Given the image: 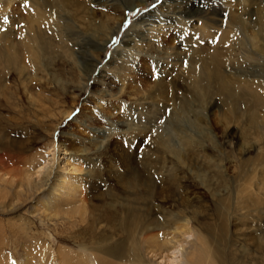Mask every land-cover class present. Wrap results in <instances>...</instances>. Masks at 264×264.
<instances>
[{
  "label": "rangeland",
  "instance_id": "rangeland-1",
  "mask_svg": "<svg viewBox=\"0 0 264 264\" xmlns=\"http://www.w3.org/2000/svg\"><path fill=\"white\" fill-rule=\"evenodd\" d=\"M57 1L0 0V153L23 170L72 130L90 155L95 190L84 222L52 224L32 214L37 198L15 204L12 189L0 187V200H13L0 208V257L145 264L135 261L140 243L193 218L216 248L214 264H264V0H146L129 10L140 0ZM115 18L118 30L73 100L78 66L95 47L91 31ZM85 115L107 133L103 147L90 142ZM131 214L138 225L128 232L122 220Z\"/></svg>",
  "mask_w": 264,
  "mask_h": 264
},
{
  "label": "bare ground",
  "instance_id": "bare-ground-1",
  "mask_svg": "<svg viewBox=\"0 0 264 264\" xmlns=\"http://www.w3.org/2000/svg\"><path fill=\"white\" fill-rule=\"evenodd\" d=\"M128 1V0H127ZM146 0H140V1H135L133 2L129 9L134 8L135 6H138L139 4L144 3ZM50 2V1H49ZM55 2V1H54ZM53 2V3H54ZM59 3V0L57 1ZM63 2V1H62ZM61 2V4H62ZM65 2V1H64ZM63 2V3H64ZM132 2V1H130ZM75 3V2H74ZM56 4V3H55ZM59 4L61 7L62 5ZM146 4V3H145ZM64 5V4H63ZM66 5V4H65ZM75 5V4H74ZM123 5V4H122ZM78 6V3H77ZM76 6V7H77ZM84 6V5H83ZM106 6V5H105ZM74 7V6H73ZM72 7V8H73ZM89 7V6H88ZM71 8V9H72ZM82 8V7H80ZM80 8L78 9L79 11ZM70 9V10H71ZM177 9V8H176ZM87 10V9H86ZM85 10V11H86ZM67 11V10H66ZM88 11V10H87ZM89 12V11H88ZM157 12V11H156ZM81 13V12H78ZM87 13V12H86ZM90 13V12H89ZM88 13V14H89ZM84 14V13H83ZM82 13L79 15H83ZM93 14V13H92ZM102 14V13H101ZM39 15V14H38ZM43 14H41L42 16ZM72 15V13H71ZM108 15V14H105ZM74 16V15H73ZM85 16V14H84ZM100 16V15H99ZM104 16V15H103ZM102 16V17H103ZM40 17V16H39ZM110 17V16H109ZM69 18L72 17L69 16ZM75 18V17H74ZM36 19V18H35ZM83 19H85L83 17ZM87 19V18H86ZM91 23H93V18ZM104 19V18H103ZM112 19V18H111ZM116 19V18H115ZM170 20V19H169ZM79 21V20H78ZM88 25L89 24V20ZM86 21V23H87ZM113 21V20H112ZM143 21V20H142ZM66 22V21H65ZM96 22V21H95ZM122 22V21H121ZM78 23V22H77ZM161 23V22H160ZM163 23V22H162ZM168 23V22H167ZM70 24V23H69ZM75 24V23H74ZM120 24V20L116 19L113 22L103 24L102 26L98 27V29L93 28V24L90 25L93 30L91 31L89 29L85 30H90L92 32L91 37L94 38L91 40L95 47H91L89 49V52L87 53L88 56V61L86 60L84 65H81L80 67L78 66V70L80 72L79 76V81L76 84V87L74 88L73 94H72V99L76 100L80 98L82 93L85 91L86 88H88V81L90 82L89 78L91 75L95 72L96 68L98 67V64L100 63L101 60V55L100 53L104 51L106 45L110 42L111 38L115 34V32L118 30ZM185 24V23H184ZM72 26V25H71ZM76 26V25H75ZM80 24H78L77 29L79 28ZM82 27L84 25H81ZM97 26V25H96ZM136 27V26H135ZM156 27V26H155ZM158 27V26H157ZM64 28V26L62 27ZM151 28V27H150ZM133 29V28H132ZM153 29V28H152ZM80 30V28H79ZM142 30V29H141ZM155 30V29H154ZM162 30V29H161ZM64 31V30H63ZM77 31V30H75ZM151 31V30H150ZM153 31V30H152ZM157 31V30H156ZM131 32V31H129ZM134 32V31H132ZM131 32V33H132ZM143 32V31H141ZM146 32V31H145ZM144 32V33H145ZM158 32V31H157ZM156 32V33H157ZM66 33V32H65ZM64 33V34H65ZM80 33L83 34L84 31L80 30ZM89 33V32H87ZM86 33V34H87ZM146 33L149 34L147 31ZM145 33V34H146ZM155 33V31L153 32ZM63 34V33H62ZM85 34V35H86ZM141 34V33H140ZM127 35V34H126ZM132 35V34H130ZM134 36V35H133ZM79 37V36H78ZM131 37V36H130ZM143 36L141 35V38ZM145 37V36H144ZM66 38V37H65ZM76 38V37H75ZM81 38V37H80ZM89 38V37H88ZM132 38V37H131ZM150 38V37H149ZM152 38V37H151ZM64 39V38H63ZM63 39L61 41H63ZM68 41V39L66 38ZM65 40V41H66ZM78 40V39H76ZM132 41V39H129ZM127 40V41H129ZM73 41V40H72ZM126 41V39L124 40ZM135 41V39H134ZM40 42V41H39ZM43 42V40L41 41ZM40 42V43H41ZM46 42V41H45ZM60 42V41H59ZM69 42V41H68ZM75 42V41H73ZM142 42V40L140 41ZM139 42V43H140ZM148 42V40H147ZM39 43V44H40ZM48 41L46 42L47 45ZM71 43V40H70ZM90 43V42H89ZM132 43V42H131ZM146 44V41H144ZM149 43H151L149 41ZM38 44V43H34ZM45 45V43H43ZM61 44V42H60ZM67 44V42H66ZM65 44V45H66ZM78 44V43H77ZM76 44V46H77ZM92 44V43H91ZM92 44V45H93ZM130 44V43H129ZM134 44V43H132ZM137 44V43H136ZM136 44L134 46H136ZM144 44V45H145ZM42 45V44H41ZM43 45V46H44ZM45 45V46H46ZM49 45V43H48ZM70 45V44H69ZM75 44H73L74 46ZM124 45V44H123ZM139 45V44H138ZM148 45V44H147ZM72 46V45H71ZM72 46L71 49L74 47ZM79 46V45H78ZM84 46V45H82ZM90 46V45H89ZM88 46V47H89ZM125 46V45H124ZM129 46V45H128ZM131 46V45H130ZM50 47V46H49ZM139 47V46H138ZM36 48V46H35ZM79 48V47H78ZM77 48V49H78ZM131 48V47H130ZM135 48V47H134ZM140 48V47H139ZM138 48V50H139ZM144 48V47H143ZM142 48V49H143ZM148 48V47H147ZM41 49V48H40ZM49 49V48H48ZM47 49V50H48ZM65 49V48H64ZM62 48V50L64 51ZM82 49V48H79ZM128 49V48H127ZM136 49V48H135ZM141 49V48H140ZM75 49L71 51H75ZM131 50V49H130ZM136 51V50H135ZM140 51V50H139ZM83 52V49H82ZM144 52V51H143ZM148 52V51H147ZM146 54H149L147 53ZM42 53V52H41ZM66 52L64 54L69 55L70 53ZM133 53V52H132ZM43 54V53H42ZM48 54V53H47ZM75 55L77 54L76 52L74 53ZM70 54V55H74ZM81 54V53H80ZM79 54V55H80ZM116 54V52L114 53ZM128 53V50L126 52ZM125 54V55H126ZM136 54V53H135ZM50 55V54H49ZM120 55V54H119ZM124 55V53H123ZM124 55V56H125ZM137 55V54H136ZM63 56V55H62ZM116 56V55H115ZM132 56V55H131ZM64 57V56H63ZM126 57V56H125ZM136 57V56H135ZM154 57V56H153ZM161 57V56H160ZM73 58H76L73 56ZM78 58V57H77ZM122 57L119 58V60ZM87 59V58H86ZM118 59V58H117ZM127 59V57H126ZM71 62L73 61L70 59ZM112 60V59H111ZM123 60V58H122ZM125 60V58H124ZM132 60V58H131ZM134 60V59H133ZM78 61V60H77ZM80 61V60H79ZM128 61V60H127ZM141 61V60H140ZM66 62V61H65ZM70 62V63H71ZM81 62V61H80ZM114 62V61H113ZM126 62V61H125ZM145 62V61H144ZM157 62V61H156ZM112 62H110L111 64ZM129 63V62H128ZM46 65V62L44 63ZM73 64V63H72ZM79 64V63H78ZM77 62H75V65H78ZM108 64V63H107ZM114 64V63H113ZM120 64V63H119ZM130 64V63H129ZM39 65V64H38ZM50 65V64H49ZM109 65V64H108ZM118 65V64H117ZM126 65V63H125ZM134 65V64H133ZM132 67V65H130ZM107 67V66H106ZM119 67V66H118ZM161 67V66H160ZM104 68V67H103ZM111 68V67H110ZM126 69V67H125ZM129 69V68H128ZM204 69V68H203ZM206 69V68H205ZM41 70V69H40ZM102 70V68H101ZM109 70V68H108ZM132 70V69H131ZM144 70V69H143ZM208 70V69H207ZM106 71V69H105ZM113 71V70H112ZM111 71V72H112ZM130 71V70H129ZM200 71V69H199ZM203 71V70H202ZM206 71V70H205ZM104 72V71H103ZM109 72V71H108ZM99 73V72H98ZM134 73V72H133ZM148 73V72H147ZM150 73V72H149ZM148 73V74H149ZM208 73V72H207ZM206 73V74H207ZM95 74V73H94ZM129 74V73H128ZM152 74V73H151ZM198 74H200L198 72ZM204 74V73H203ZM98 75V74H97ZM103 75V74H102ZM105 75V74H104ZM113 75V74H112ZM44 76V75H43ZM78 76V75H77ZM110 76V75H109ZM132 76V75H131ZM198 76V75H197ZM207 76V75H206ZM212 76V75H211ZM47 77V76H46ZM115 77V75L113 76ZM156 77V76H155ZM209 77V76H208ZM103 78V77H102ZM109 78V77H107ZM117 78V77H116ZM95 79V78H94ZM104 79V78H103ZM98 80V79H97ZM116 80V79H115ZM72 81V80H71ZM144 81V80H143ZM63 83V82H62ZM103 84V83H102ZM65 85V84H64ZM108 85V81H107ZM126 85V84H125ZM90 86V85H89ZM109 86V85H108ZM99 87V86H98ZM26 88V87H25ZM64 90V89H63ZM113 90V89H112ZM94 91V90H93ZM106 91V90H105ZM69 92V91H68ZM108 92V91H107ZM110 92V91H109ZM203 92V91H202ZM97 93V92H96ZM118 93V92H117ZM131 93V92H130ZM208 93V92H207ZM110 94V93H109ZM146 94V93H145ZM111 95V94H110ZM102 97V95H101ZM100 97V98H101ZM128 98V97H127ZM105 99V98H104ZM103 99V100H104ZM137 100V99H136ZM33 102V101H32ZM102 102V101H101ZM198 104V103H197ZM99 105V104H98ZM151 105V104H150ZM73 106V105H72ZM138 106V105H137ZM154 106V105H153ZM74 109V108H73ZM139 109V107H138ZM143 109V108H142ZM99 110V109H98ZM72 111H61L60 114L62 117H68L70 116ZM141 110L139 111V113ZM143 114V113H141ZM83 115V114H82ZM102 115V113L100 114ZM86 116V115H85ZM84 116V117H85ZM56 117V116H54ZM102 118V117H101ZM140 118V117H139ZM64 119V118H63ZM82 119V118H81ZM111 119V118H110ZM103 120V119H102ZM54 121V120H53ZM59 121V120H58ZM74 122H77V118H73ZM252 121V120H251ZM58 124V123H57ZM82 125H85L86 127H89L91 131V137L90 142H94L95 146L103 147L102 144V139H107L108 135L107 133L105 134L103 132V129L99 128H93V120L89 116H86V120L82 122ZM96 126V125H95ZM57 127V125H56ZM63 134V133H62ZM111 135V134H110ZM183 135V134H182ZM100 136V138H99ZM2 137V136H1ZM7 138V137H6ZM62 138V137H61ZM81 138V135L79 133H76L74 131H68L66 133V137L62 140H59V142L52 144L50 149H47L46 152H44L41 155V158L38 159L40 160L39 162H36L37 159L35 160V163L33 164H28L26 168L23 170L19 169L18 167L13 166L14 165V160L10 158L5 152L0 153V187H9L12 189L15 197V204L20 200L21 197H25L24 201L29 200L31 197L37 198V202L32 206V214L38 218L43 219L44 221L50 222L52 224H56L58 221H71L74 216H76L78 219H81V222L84 219V213L87 212L88 210V203L90 202L89 199L91 197V193L95 190L93 188V180L92 177H94L95 170L92 167V161L90 159V155L87 152V150H80L77 147V140ZM88 139V140H89ZM87 140V139H86ZM11 141V140H10ZM51 143V142H50ZM86 143V141H85ZM109 145V144H108ZM110 146V145H109ZM106 149V147L104 146ZM96 150V148H94ZM121 149V148H120ZM10 151V150H9ZM117 151V150H115ZM114 151V152H115ZM97 152V151H96ZM10 153H13L10 151ZM100 154V153H99ZM115 154V153H114ZM125 154V152H124ZM105 155V154H103ZM118 155V154H117ZM127 155V154H126ZM38 156V155H37ZM92 156V155H91ZM40 157V155H39ZM126 157V156H125ZM96 158V157H95ZM98 158V157H97ZM12 159V162H10ZM99 160V158H98ZM33 161V160H31ZM95 161V160H94ZM23 162V161H22ZM132 162V161H131ZM185 163V162H184ZM126 164V163H125ZM98 165V164H96ZM220 170V169H219ZM218 170V171H219ZM100 171V170H99ZM98 171V172H99ZM129 171V169H128ZM227 175V174H226ZM119 177V176H118ZM206 177V175H205ZM141 181V180H140ZM144 184V183H143ZM142 185V184H141ZM155 185V184H154ZM134 187L135 183L133 182L129 187ZM145 186V185H144ZM127 187V186H126ZM153 187V186H152ZM100 188V186H99ZM97 189V188H96ZM153 189V188H152ZM136 190V188H135ZM98 191V189H97ZM154 193V191H153ZM95 194V193H94ZM134 196H137L136 193H132ZM102 196V195H100ZM93 197V196H92ZM99 197V196H98ZM16 198V199H15ZM113 198V197H112ZM8 198H3L0 200V208L7 207V203L9 202ZM31 200V199H30ZM34 201V199H32ZM111 200V199H110ZM133 200V199H132ZM13 201V200H12ZM114 202V201H113ZM23 203V202H22ZM25 203V202H24ZM34 203V202H33ZM14 204V205H15ZM91 204V203H90ZM94 204V203H93ZM109 204V203H108ZM31 207V206H30ZM11 208L4 210L2 213L6 214V212H9ZM31 209V208H30ZM2 209H0L1 211ZM139 211V210H138ZM128 212V211H127ZM200 212V211H199ZM90 215V214H89ZM128 216V215H127ZM36 217L34 219H36ZM124 217V216H123ZM40 220V219H39ZM85 220V219H84ZM193 218H188L182 221L183 224L179 225L180 227L177 226V228H174L172 230L171 234L167 233L164 235L162 239H157L155 236L148 238L147 240L144 241V245L141 246L142 244L140 243L139 246H137V253L134 255L136 260L139 261L140 263H145V264H199V261L204 263L203 260H197L196 255L198 252L199 255L203 254L207 258H211V262L216 263L219 262V258L216 256L217 251L215 246L210 245V242L205 240L206 237L203 235L199 234L196 229L191 227L190 221H192ZM43 221V222H44ZM76 221V220H75ZM5 222V221H3ZM7 222V221H6ZM84 222V221H83ZM122 226L124 229L128 230V232L135 230L134 228L138 225L137 222V216L135 214H131L130 216L126 217V219L122 220ZM181 222V221H180ZM141 223V220H140ZM157 223V222H155ZM170 223V222H169ZM175 223V222H174ZM177 223V222H176ZM78 224V223H77ZM148 224V223H147ZM10 225V224H8ZM174 225V224H172ZM177 225V224H176ZM194 225V224H193ZM160 226V224H159ZM162 226V224H161ZM171 226V225H170ZM175 226V225H174ZM200 226V225H199ZM164 227V226H163ZM176 227V226H175ZM162 228V227H161ZM169 228V227H168ZM25 229V227L23 228ZM154 229V228H153ZM164 229V228H163ZM162 229V230H163ZM148 230V229H147ZM161 230V231H162ZM168 230V229H167ZM202 230V229H201ZM208 230V229H207ZM206 230V231H207ZM25 231V230H23ZM146 231V230H144ZM155 231V230H153ZM157 231V230H156ZM159 231V230H158ZM169 231V232H170ZM205 231V232H206ZM150 232V231H149ZM148 232V233H149ZM204 232V234H205ZM153 233V232H152ZM208 233V232H207ZM147 235V232H145ZM163 234V232H162ZM27 235V234H26ZM144 235V234H143ZM142 235V236H143ZM157 236V235H156ZM162 237V236H161ZM195 237V238H193ZM141 238V237H140ZM219 238V237H218ZM201 240L198 242V240ZM131 240V239H130ZM139 241V240H138ZM112 243L114 241H111ZM196 242L200 244V246L195 249ZM117 243V242H116ZM129 243V242H128ZM215 243V242H214ZM137 244V243H136ZM217 244V243H215ZM111 245V244H110ZM123 245V244H122ZM129 245V244H128ZM28 246V245H27ZM133 246V243H132ZM31 247V246H30ZM143 247V249H142ZM24 248V247H23ZM32 248V247H31ZM97 248V247H96ZM113 248V247H112ZM145 248V249H144ZM63 249V248H62ZM100 249V248H99ZM133 249V247H132ZM25 250V249H24ZM131 250V249H130ZM145 251V252H144ZM117 252V251H115ZM102 253V252H101ZM120 253V252H119ZM118 253V254H119ZM248 253V252H247ZM2 254V253H1ZM65 254V253H64ZM63 254V255H64ZM69 255V254H68ZM104 255V254H103ZM109 255V254H108ZM62 256V255H61ZM115 256V255H114ZM65 257V256H64ZM93 258L95 256H92ZM109 257V256H108ZM200 257V256H199ZM198 257V258H199ZM54 258V257H53ZM67 258V257H65ZM70 258V257H69ZM89 257L88 259H90ZM111 258V257H110ZM115 258V257H114ZM113 258V259H114ZM28 259V258H27ZM43 259V258H42ZM92 259V258H91ZM97 259V258H96ZM102 259V257H101ZM104 259V258H103ZM117 259V257H116ZM131 259V258H130ZM205 259V257H204ZM20 260V258H19ZM56 260V259H55ZM59 260V259H58ZM63 260V259H62ZM61 260V261H62ZM69 260V259H68ZM94 260V259H93ZM133 260V259H132ZM210 260V259H209ZM22 261V259H21ZM53 261V260H52ZM60 261V260H59ZM64 261V260H63ZM105 261V260H104ZM130 261V260H128ZM26 262V261H25ZM24 262V263H25ZM30 262V261H27ZM26 262V264H27ZM57 262V261H56ZM196 262V263H195ZM22 263V264H24ZM58 263V262H57ZM61 263V262H60ZM76 263V261H75ZM89 263V262H88ZM87 263V264H88ZM93 263V262H91ZM0 264H14L13 261L9 258V256L3 255L0 257ZM32 264V263H28ZM90 264V263H89ZM96 264V263H95Z\"/></svg>",
  "mask_w": 264,
  "mask_h": 264
}]
</instances>
